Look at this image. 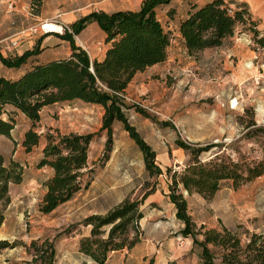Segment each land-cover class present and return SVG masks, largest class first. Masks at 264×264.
Returning a JSON list of instances; mask_svg holds the SVG:
<instances>
[{
  "label": "rangeland",
  "instance_id": "1",
  "mask_svg": "<svg viewBox=\"0 0 264 264\" xmlns=\"http://www.w3.org/2000/svg\"><path fill=\"white\" fill-rule=\"evenodd\" d=\"M89 1L95 2L89 4ZM111 1L112 7L108 8H132L139 2ZM203 1L170 0L156 9L170 38L166 58L155 67L137 73L125 93L127 107L124 111L128 120L154 149L155 162L162 169L155 179L144 171L141 152L120 121L113 125L109 157L102 159L105 133L99 131L103 113L100 104L81 99L60 101L41 110L36 129L42 134L47 130L95 133L88 155V165L95 168V175L90 185L72 199L43 213L39 210L44 192L42 181L50 174V169L38 167L37 161L44 138L26 151L20 138L30 121L24 115L13 113L15 125L10 137L0 135V153L6 162L15 159L22 164L23 178L19 183L10 184V200L4 206L0 238L15 245L0 250V264H29L27 245L33 239L46 236L54 238V264H97L78 250L79 238L87 234L89 228L82 219L92 212H106L124 197L138 198L144 180L155 181L152 182L154 190L140 202L143 215L138 219V240L130 248L112 251L105 264H164L170 260L179 264H202L197 257V246L189 236L179 232L182 222L175 217L174 206L166 196L170 178L164 167L179 170L187 160V154L176 146L174 138L191 143H215L203 156L220 152L238 161L264 156V64L255 66L253 59L256 58L238 62V58L227 55L226 50L233 42L246 38L258 52L257 57L264 58V47L253 40L251 32L255 28L258 36H264V18L252 16L251 21L237 22L232 35L219 45L188 55L180 41L177 23L189 4ZM261 1L264 5V0ZM61 2L59 11L81 4V12L100 8L104 0ZM239 2L245 1L232 0L229 6L234 8ZM245 6L248 10L247 2ZM78 12L71 11L64 17L47 13L40 16L43 19L40 21L59 18L56 23L69 24L73 13ZM98 32V28L93 32L95 38L99 37ZM87 48L91 51L92 47ZM141 79L144 83L148 80V84L140 87ZM136 107L143 108L151 117L140 114ZM249 119L253 123L247 125ZM176 189L185 198L187 211L196 226L204 224L219 229L224 225L236 233L241 242L247 231H264V173L236 187L224 181L210 197L188 193L180 186Z\"/></svg>",
  "mask_w": 264,
  "mask_h": 264
},
{
  "label": "trees",
  "instance_id": "2",
  "mask_svg": "<svg viewBox=\"0 0 264 264\" xmlns=\"http://www.w3.org/2000/svg\"><path fill=\"white\" fill-rule=\"evenodd\" d=\"M169 1L140 0L137 8L91 10L58 33L69 42V55L32 61L16 77L0 75V135L11 136L15 125L13 113H21L30 121L20 139L23 148L30 151L44 138L37 166L49 168L50 174L42 181L41 212H51L72 199L77 192L90 185L95 175V168L88 165L89 145L95 133L47 130L42 134L36 129L41 110L60 101L81 99L102 106L99 131L105 133L103 160L108 159L112 150L114 122L120 121L141 152L146 174L155 179L162 172L155 162L154 149L130 123L124 108L127 107L125 89L133 74L166 58L170 38L156 15V9ZM230 2L232 0H205L189 4L177 23L180 41L188 55L219 45L232 35L237 22L251 21L245 2L237 3L234 8L229 6ZM42 3L43 0H31L32 13H39ZM90 21H95L104 31V41L108 44L101 59L91 58L74 39V34ZM251 32L253 40L263 45L264 36H258L255 28ZM38 52L37 43L22 53L5 56L0 52V60L9 67H19ZM135 110L151 117L141 107ZM252 121L249 119L247 125ZM174 143L185 151L187 160L179 170L164 167L170 178L166 196L174 206L175 217L182 222L179 232L189 236L197 246L200 262L264 264V231H247L246 238L241 242L240 237L224 225L219 229L204 224L196 226L187 211L185 198L176 189L180 186L188 193L210 197L224 181L236 187L264 173V156L240 161L220 152L203 156L215 143H191L178 137L174 138ZM22 178V164L15 159L6 162L0 153V225L5 218L4 206L10 200V184L19 183ZM152 182H142L143 190L138 198L124 197L104 213L86 215L82 223L89 227L88 233L79 238L78 250L97 264H105L112 251L130 248L138 240V219L143 215L140 202L154 190ZM14 245L6 238H0V250ZM27 251L30 254L29 264L55 262L54 238L33 239L27 245ZM164 264L179 263L170 260Z\"/></svg>",
  "mask_w": 264,
  "mask_h": 264
},
{
  "label": "crops",
  "instance_id": "3",
  "mask_svg": "<svg viewBox=\"0 0 264 264\" xmlns=\"http://www.w3.org/2000/svg\"><path fill=\"white\" fill-rule=\"evenodd\" d=\"M8 1L9 0H0V52L1 54L6 56L12 53H22L26 49H31L37 43L39 46V52L36 53L35 55H32L29 58L28 62H26L25 64L19 67H9L3 64L0 60V75L7 76V77H16L20 75L32 63V61L33 62L34 61H45L49 59L64 57L70 54L71 50H70L69 42L66 39L61 38L58 35L59 32L63 31V25H60L58 23L57 24L60 26V30H53L51 32H46V33L39 32L38 34L32 36L28 40L22 41L16 47L7 48L6 44L8 42L7 38L9 35L16 32L18 29L31 24L35 20H38V19L43 20V19H40V16H46L47 13H50V14L53 13L56 16L64 17L68 15L71 11L72 12L79 11L77 15L73 13L74 17L68 20L69 23H71L75 21L77 18H79L80 16L90 12L91 10L103 9L105 11H112L114 9H119V8H131V7L108 8L109 6L112 5L113 2L111 0H104L100 8L93 7L88 10H84L80 12L79 9L82 8L83 6L81 4H78V5L73 4V5L64 7L62 11H59L58 6L61 5L62 3L61 0H43L40 12L35 14V13H32L31 8H30L31 0H12L14 2L13 10L6 8ZM244 1L247 2L249 5L248 11L250 13V17L252 16L262 17V20H263L264 5L262 4V1L261 0H244ZM93 2L95 1H89V4ZM139 2L135 7H132V8H137L139 5ZM56 19L58 20V22L60 21L59 18H56ZM97 28L99 30L98 32L99 37L95 38L93 32ZM104 36H105L104 31L99 27V25L95 21H90L78 33L74 34V39L77 44H79L80 46H82L83 48L87 50L91 58L101 59L104 56L105 50L108 46V44L104 41ZM35 37H38V38H36L35 40L34 39ZM238 41L233 42L230 45V47L226 48V50H228L227 55L228 54L235 55L238 58V62L244 58L249 59V60L256 58V59H253L254 62L256 63L255 66L257 65L260 66L264 64V58L257 57L258 52L254 50V46L252 49L250 44H248L249 39L245 38L239 42ZM97 44H99V46L96 49H93L94 47H96ZM89 45L90 47H92L91 51L87 48V46ZM260 47H264V46L262 45ZM206 48H203L202 50H199V51L203 52L205 51ZM257 61H258V64H257ZM157 63H153L151 65L146 66L142 70L136 71L131 77L125 89V93L127 92L129 86L132 84L131 82L133 81L137 73L141 74L143 70L151 69L152 67H155ZM144 84H148V80H146V83H144L141 79L138 85L140 87H143ZM92 104H97V103H92ZM27 127L28 125L23 129V131ZM23 131H22V134H23Z\"/></svg>",
  "mask_w": 264,
  "mask_h": 264
},
{
  "label": "built area",
  "instance_id": "4",
  "mask_svg": "<svg viewBox=\"0 0 264 264\" xmlns=\"http://www.w3.org/2000/svg\"><path fill=\"white\" fill-rule=\"evenodd\" d=\"M7 6L10 10H13L14 2L12 0H9L7 2ZM54 22H58L57 19L54 20ZM45 21L36 20L32 22L31 24L24 26L20 29H18L16 32L12 33L8 36L7 40V48H13L16 47L18 44H20L22 41H26L32 36L41 33L51 32L52 29H49L45 26ZM67 26V24H63V27ZM126 97V96H125Z\"/></svg>",
  "mask_w": 264,
  "mask_h": 264
},
{
  "label": "bare ground",
  "instance_id": "5",
  "mask_svg": "<svg viewBox=\"0 0 264 264\" xmlns=\"http://www.w3.org/2000/svg\"><path fill=\"white\" fill-rule=\"evenodd\" d=\"M45 26L52 30H60V26L54 21H46ZM233 105H235V100H233Z\"/></svg>",
  "mask_w": 264,
  "mask_h": 264
}]
</instances>
